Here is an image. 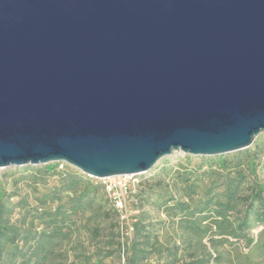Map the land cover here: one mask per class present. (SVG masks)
<instances>
[{
  "label": "water",
  "instance_id": "1",
  "mask_svg": "<svg viewBox=\"0 0 264 264\" xmlns=\"http://www.w3.org/2000/svg\"><path fill=\"white\" fill-rule=\"evenodd\" d=\"M264 133V0H0V168L96 178Z\"/></svg>",
  "mask_w": 264,
  "mask_h": 264
},
{
  "label": "trees",
  "instance_id": "2",
  "mask_svg": "<svg viewBox=\"0 0 264 264\" xmlns=\"http://www.w3.org/2000/svg\"><path fill=\"white\" fill-rule=\"evenodd\" d=\"M257 149H249L234 161L219 155L213 170L218 183L212 190H220L205 192L195 206L173 196L163 204L178 211L180 220L192 231L208 234L211 244L229 239L252 243L249 229L258 225L264 229V184L256 172L260 163ZM57 165L54 162L44 168L55 172ZM107 193L104 184L76 170L63 172L58 184L43 193L35 205L22 196L13 201L0 189V264H50L52 259H67L68 250L62 246L70 236L74 216L85 209L100 218L87 227L95 248L89 253L75 249L70 264H100L103 258L114 256L117 264H155L149 261L152 255L158 257L157 264H206L210 260V254L190 253L182 258L177 244L160 240L157 222L146 214L131 223V235L122 241L125 231L120 212Z\"/></svg>",
  "mask_w": 264,
  "mask_h": 264
},
{
  "label": "rangeland",
  "instance_id": "3",
  "mask_svg": "<svg viewBox=\"0 0 264 264\" xmlns=\"http://www.w3.org/2000/svg\"><path fill=\"white\" fill-rule=\"evenodd\" d=\"M257 147L260 163L256 167V172L264 184V133L259 134L248 147L236 151L197 156L176 150L163 156L146 171L112 176V180L122 184L121 187L117 184L116 188L123 199V207L118 209L120 224L125 231L121 240L125 241L131 235V223L141 214H146L150 220L157 222L160 240L168 245L177 244L182 258L190 253H194L195 256L210 254V260L206 264H264L262 226L258 225L249 229L248 234L253 238L252 243H246L245 239H229L211 244L208 234L192 231L180 220L178 211L169 210L163 204L164 200L173 196L189 202L191 207L195 206L198 199L203 198L205 192L213 191L212 188L218 183L217 175L213 170L219 155L234 161L239 156L244 157L249 149ZM50 163L54 162L47 164ZM57 163L55 172L46 170L44 168L46 164L1 167L0 189L10 194L13 201L22 196L31 205H35L43 193L58 184L63 172L76 170L82 173L63 161H57ZM93 180L102 183L96 177H93ZM185 183H192L191 187H184ZM219 190L216 189L213 192ZM140 194L142 197H139ZM107 195L111 198L109 193ZM98 200L97 198L95 203H98ZM111 204L112 202L109 201L108 205ZM113 206H116L115 203ZM74 219L70 236L62 246L63 249L68 250L67 259L63 261L52 259L50 264H70V261L74 259L75 249L77 253L83 252V249L89 253L95 248L94 242L88 238L87 227L100 218H95L88 209H85L74 216ZM214 256H217L216 259ZM118 261L116 256L105 257L100 264H117ZM122 261L123 259L120 258V262ZM149 261L157 264L158 257L152 255Z\"/></svg>",
  "mask_w": 264,
  "mask_h": 264
},
{
  "label": "built area",
  "instance_id": "4",
  "mask_svg": "<svg viewBox=\"0 0 264 264\" xmlns=\"http://www.w3.org/2000/svg\"><path fill=\"white\" fill-rule=\"evenodd\" d=\"M86 175L91 178L94 177L90 174H86ZM111 177L112 176H105V177H100L98 179L105 185L106 191L111 195V198L116 205L115 207L117 209H121L123 207V199L121 197V194L116 191V188H117V184H120V187L122 184L120 182L118 183L115 182L114 180L111 179Z\"/></svg>",
  "mask_w": 264,
  "mask_h": 264
}]
</instances>
